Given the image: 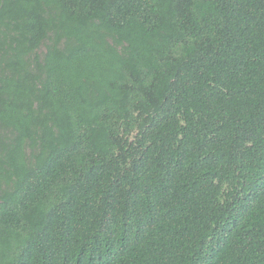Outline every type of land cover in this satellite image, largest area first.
<instances>
[{
	"label": "trees",
	"instance_id": "trees-1",
	"mask_svg": "<svg viewBox=\"0 0 264 264\" xmlns=\"http://www.w3.org/2000/svg\"><path fill=\"white\" fill-rule=\"evenodd\" d=\"M0 264H264V0H0Z\"/></svg>",
	"mask_w": 264,
	"mask_h": 264
}]
</instances>
